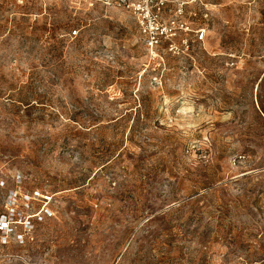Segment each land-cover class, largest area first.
Listing matches in <instances>:
<instances>
[{
  "label": "rangeland",
  "instance_id": "374dc122",
  "mask_svg": "<svg viewBox=\"0 0 264 264\" xmlns=\"http://www.w3.org/2000/svg\"><path fill=\"white\" fill-rule=\"evenodd\" d=\"M188 1L161 59L124 8L0 0V264H264V0Z\"/></svg>",
  "mask_w": 264,
  "mask_h": 264
},
{
  "label": "built area",
  "instance_id": "2783aa9c",
  "mask_svg": "<svg viewBox=\"0 0 264 264\" xmlns=\"http://www.w3.org/2000/svg\"><path fill=\"white\" fill-rule=\"evenodd\" d=\"M90 6H118L132 13L137 21L141 39L151 58L160 57L159 52L170 56H179L189 50L192 42L204 41L206 30L203 27L193 28L187 18L188 0H82ZM74 29L72 35L76 36ZM158 80V77H154ZM50 200L49 196L39 191L25 195L23 206H29L38 198ZM7 210L0 214V243H8L9 236L16 233L18 225H32L31 216L23 207L19 208V195L15 190L7 194ZM16 236V235H15ZM16 236V237H17Z\"/></svg>",
  "mask_w": 264,
  "mask_h": 264
}]
</instances>
